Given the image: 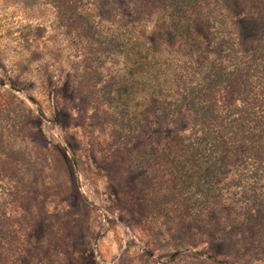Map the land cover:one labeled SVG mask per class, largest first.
<instances>
[{
	"label": "rangeland",
	"instance_id": "374dc122",
	"mask_svg": "<svg viewBox=\"0 0 264 264\" xmlns=\"http://www.w3.org/2000/svg\"><path fill=\"white\" fill-rule=\"evenodd\" d=\"M76 1L103 30L95 41L70 33L50 0H0V218L13 219L20 238L14 264H264V240L249 233L230 236L229 226L215 235V220L145 215L142 204L157 190L155 168L121 154L117 114L99 102L122 68L104 38L128 29L169 49L179 42L168 13L158 3L147 6L152 0ZM223 2L229 28L198 25V63L261 33L264 0ZM243 20L250 24L244 38ZM172 122L150 113L145 124L165 142ZM178 127L186 135L192 128L184 118ZM236 165L246 168L245 178L264 176L258 162ZM238 179H229L236 212L264 206L253 191H239Z\"/></svg>",
	"mask_w": 264,
	"mask_h": 264
},
{
	"label": "trees",
	"instance_id": "16d2710c",
	"mask_svg": "<svg viewBox=\"0 0 264 264\" xmlns=\"http://www.w3.org/2000/svg\"><path fill=\"white\" fill-rule=\"evenodd\" d=\"M50 1L59 19L78 38L95 41L103 31L86 9L77 7L78 1ZM156 3L168 13L179 44L169 49L159 40H144L128 29L106 33L105 44L118 51L122 68L117 81L103 86L99 101L117 114L113 135L123 145L121 154L154 165L150 179L157 190L142 204L143 212L177 223L215 220V235L230 226L232 232H226L230 236L249 233L248 237L263 241L264 206L236 212L229 179L238 177L239 191H253L254 202L264 204V176L256 178L252 173L245 178L246 168L236 165L255 161L257 170L264 171V11L255 41L232 45L224 56L198 63L193 57L201 46L198 25L229 28L223 0H152L146 4ZM213 11L220 13L219 21ZM239 24L244 38L249 21ZM187 57L191 59L184 64L182 59ZM94 73L101 75L98 68ZM150 113L161 115L164 122L173 121L165 142L159 132L151 133L146 126ZM183 118L192 127L188 135L178 127ZM13 222L6 215L0 218V264H14V253L21 255Z\"/></svg>",
	"mask_w": 264,
	"mask_h": 264
}]
</instances>
